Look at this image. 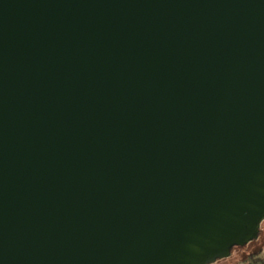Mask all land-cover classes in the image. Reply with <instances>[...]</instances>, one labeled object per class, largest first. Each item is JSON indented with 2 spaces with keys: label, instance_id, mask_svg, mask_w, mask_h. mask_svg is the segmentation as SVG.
<instances>
[{
  "label": "water",
  "instance_id": "obj_1",
  "mask_svg": "<svg viewBox=\"0 0 264 264\" xmlns=\"http://www.w3.org/2000/svg\"><path fill=\"white\" fill-rule=\"evenodd\" d=\"M263 219L264 0H0V264H210Z\"/></svg>",
  "mask_w": 264,
  "mask_h": 264
},
{
  "label": "rangeland",
  "instance_id": "obj_2",
  "mask_svg": "<svg viewBox=\"0 0 264 264\" xmlns=\"http://www.w3.org/2000/svg\"><path fill=\"white\" fill-rule=\"evenodd\" d=\"M262 232H258L257 236L243 245L236 246L230 252V255L223 258H218L213 264H251L248 255L250 253L264 256V219L260 226ZM253 264H262L261 262H254Z\"/></svg>",
  "mask_w": 264,
  "mask_h": 264
},
{
  "label": "trees",
  "instance_id": "obj_3",
  "mask_svg": "<svg viewBox=\"0 0 264 264\" xmlns=\"http://www.w3.org/2000/svg\"><path fill=\"white\" fill-rule=\"evenodd\" d=\"M236 246H240V245H232L230 251H232V249H233L234 247H236ZM247 259L249 260V262H250L251 264H253L254 262H261L262 264H264V256H261V255H259V254L250 253V254L248 255V258H247Z\"/></svg>",
  "mask_w": 264,
  "mask_h": 264
},
{
  "label": "built area",
  "instance_id": "obj_4",
  "mask_svg": "<svg viewBox=\"0 0 264 264\" xmlns=\"http://www.w3.org/2000/svg\"><path fill=\"white\" fill-rule=\"evenodd\" d=\"M210 264H213V263H210Z\"/></svg>",
  "mask_w": 264,
  "mask_h": 264
}]
</instances>
